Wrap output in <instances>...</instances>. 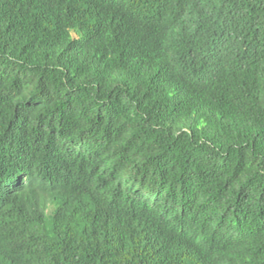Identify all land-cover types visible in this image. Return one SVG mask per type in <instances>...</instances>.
Segmentation results:
<instances>
[{
	"label": "trees",
	"instance_id": "obj_1",
	"mask_svg": "<svg viewBox=\"0 0 264 264\" xmlns=\"http://www.w3.org/2000/svg\"><path fill=\"white\" fill-rule=\"evenodd\" d=\"M0 264H264V0H0Z\"/></svg>",
	"mask_w": 264,
	"mask_h": 264
}]
</instances>
